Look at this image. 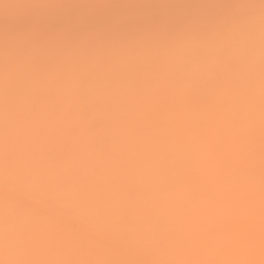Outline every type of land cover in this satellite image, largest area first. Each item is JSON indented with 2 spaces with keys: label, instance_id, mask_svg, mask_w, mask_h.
<instances>
[{
  "label": "snow or ice",
  "instance_id": "1",
  "mask_svg": "<svg viewBox=\"0 0 264 264\" xmlns=\"http://www.w3.org/2000/svg\"><path fill=\"white\" fill-rule=\"evenodd\" d=\"M0 264H264V0H0Z\"/></svg>",
  "mask_w": 264,
  "mask_h": 264
}]
</instances>
